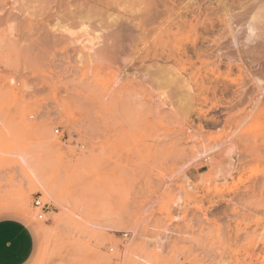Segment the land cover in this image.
Listing matches in <instances>:
<instances>
[{
  "label": "rangeland",
  "instance_id": "rangeland-1",
  "mask_svg": "<svg viewBox=\"0 0 264 264\" xmlns=\"http://www.w3.org/2000/svg\"><path fill=\"white\" fill-rule=\"evenodd\" d=\"M188 1L148 20L139 2L75 18L64 3L0 0V219L29 225L25 264H264V76L234 69L214 97L194 57L174 64L189 51ZM215 1L193 19L222 25ZM110 14L131 27L118 50Z\"/></svg>",
  "mask_w": 264,
  "mask_h": 264
},
{
  "label": "bare ground",
  "instance_id": "bare-ground-1",
  "mask_svg": "<svg viewBox=\"0 0 264 264\" xmlns=\"http://www.w3.org/2000/svg\"><path fill=\"white\" fill-rule=\"evenodd\" d=\"M50 1L57 4V7H58V5H61L62 3H64L68 7H70L71 9L72 8H74V10L76 9L78 12H75V18H79L80 15L87 14L91 10L96 11V10L105 9L106 13H108L110 10L108 8L112 7L111 6L112 4H116L117 5L116 7H119L121 4H126V3L135 4V3L139 2V3H142L144 5V9L146 11L145 18H148V20H151V19L157 20L158 18H160L162 12H160L159 9L162 8V11H163V8H166L168 5H169L168 7H171V5L168 3L174 2V0H113V1L110 0L112 3L110 1L108 2L106 0H50ZM193 1H195V0H191V1L189 0L188 1L189 6L185 7V9H183V10H186L187 14L184 15L183 13H181L184 16H180L181 20H186L188 16H189L188 18H190V22L188 21L189 25H187L188 26L187 33L190 35V41H189V46H188L189 48L187 47L189 49V51H187V50L183 51L182 50L184 58H185L184 61L182 60V57L181 58L179 57L177 59L172 60V62L174 64H177V65H179L180 62H183V63H187L190 67H192V66H194V64L190 63V62H191V58L194 57V59L197 60L199 62V64L201 65V67L196 69V71H200V70L204 69L203 73H204L205 78L201 79V82L200 81L199 82L201 84H204L205 86H207V88H206L207 91L209 89H212L213 95H215L214 97H216V94H215L216 90L219 91L218 93H220V96L221 95L223 96L224 93H228V90L231 89L232 83L228 82V78L230 77V75L232 74L234 69L235 70H241L242 74H244L247 77H255V75H254V73H252V71L254 70L255 67H258L257 69L259 70L260 76H264V72H263L264 70H263V67L261 65V63L263 62V61L261 62V60L264 58V0H231V2H232V3L230 2L231 5H227L229 3L227 2V4H226L225 0H223V3L221 0H216L215 4H216V2H217V4L218 3L222 4L221 7L223 9H220V10L221 11L222 10L224 11V9L226 10L227 19H225V21L222 23V25L215 24L211 19H210V21L193 19L194 16H196V15L198 16L201 11H203V12L206 11V9L203 10L204 5L201 6V2L207 1V0H198V1H195L197 3L194 2L195 4L193 3ZM226 1H230V0H226ZM212 3H214V1ZM233 5L237 6L236 10L238 9L235 17H233L232 13L229 14V12L232 10V8H231V10H229V8H227L228 6L233 7ZM121 6H124V5H121ZM215 6H217V5H215ZM194 7H196V8H194ZM65 10H67V9L65 8ZM167 10H169V9H167ZM79 11H81V12H79ZM203 12H202V14H203ZM69 13H71V11ZM59 14H60V12H59ZM73 14H72V17L74 16ZM169 14H171V13H169ZM67 15H69V14H67ZM67 15H65V16L67 17ZM169 18H170V16H169ZM234 18H237L236 21L233 20ZM139 19L140 18H134V20L132 22L138 21V23H136V24H139V22H140ZM168 19H166V20H168ZM108 20L110 22H108V25L105 27H107L108 30H111L110 31L111 37H112L111 41H112V43L115 44L116 49L118 50V47H117L119 45L118 43L122 39H125V37H123L124 35L126 36V34H127V36H128L131 33L129 31V30H131V29H129L131 27H129V25L127 26V24H125V22L122 21V17L114 16V14H110L108 16ZM191 20H193V22L195 20V23H193ZM215 21H217V20H215ZM136 24L134 23L133 25L136 26ZM180 24L185 25L186 23L184 21H182ZM175 27L177 28V26H175ZM181 30H182V28H181ZM131 36L126 37V38L127 39L129 38V40H130ZM205 36H209L210 40L206 39ZM205 44H207V46H205ZM187 52L190 53V55H191L190 57L188 55H187L188 57L185 56L187 54ZM160 54L162 55V53H160ZM166 54H168V53H166ZM170 57L171 56L164 57V60L168 61ZM208 61H210V63H207ZM163 63H165V62H163ZM166 65H165V67H166ZM151 66H153V65H151ZM151 66H149V67H151ZM149 67H148V69H149ZM222 67L224 68L223 73L221 72ZM168 70H169V68H168ZM165 71H167V69ZM170 71H174V70L170 69ZM170 71L166 73L167 74L166 78L164 77V79H165L164 83H166L167 85H169L173 82L176 83L175 80L180 81L179 79H177L179 74L173 73L174 74L173 75L172 72L170 73ZM152 72H155V71H152ZM152 74L154 75L155 73H152ZM149 75H150V73H149ZM159 75H160L159 77L161 78L160 73H159ZM150 76H152V75H150ZM156 77H157V75H156ZM180 79H181V82L183 84L182 85L180 82V85H182L183 88L185 89V90H183L185 92L180 93V94L184 95L183 96L184 99L189 100V102L192 100L194 101L195 100L194 99L195 97L193 96L194 85H192V78H190L188 76L185 79H182V78H180ZM160 81H162V80H160ZM255 81H256L257 86H259V88L264 91L263 82L258 78H255ZM178 83L179 82H177L176 84L179 85ZM245 89L247 91V86ZM238 94H241V92H238ZM182 95H180V96H182ZM241 95L239 96L240 98H242ZM236 99H237V97L235 98V100ZM198 100H199V98H198ZM178 102H181V99L178 100ZM190 103H192V102H190ZM0 120H2V119H0ZM0 124H2V123H0ZM47 138H46V140H47ZM213 149H210L207 152L210 153ZM41 150H43V149H41ZM207 152H205V153L207 154ZM227 152H229V151H227ZM19 156H20L19 158L22 161V163L27 166V160L25 159V157L22 154ZM229 167H230V165H229ZM30 170L32 172V169H30ZM29 173H30V171H29ZM33 174H34V172H33ZM33 174H32V176H33ZM39 185L44 192L49 193L47 185H45L44 183H41V182L39 183ZM100 228H102V230H105V231L109 230L108 229L109 226H107V228H106V226H102ZM145 264H158V263L146 262Z\"/></svg>",
  "mask_w": 264,
  "mask_h": 264
},
{
  "label": "crops",
  "instance_id": "crops-1",
  "mask_svg": "<svg viewBox=\"0 0 264 264\" xmlns=\"http://www.w3.org/2000/svg\"><path fill=\"white\" fill-rule=\"evenodd\" d=\"M32 231L15 218L0 219V264H25L32 254Z\"/></svg>",
  "mask_w": 264,
  "mask_h": 264
},
{
  "label": "built area",
  "instance_id": "built-area-1",
  "mask_svg": "<svg viewBox=\"0 0 264 264\" xmlns=\"http://www.w3.org/2000/svg\"><path fill=\"white\" fill-rule=\"evenodd\" d=\"M54 132H55V134H59L58 129H56ZM32 206H33V209L36 210L37 219L42 220L44 213H45V210H46V205L40 201L39 197H37L33 200Z\"/></svg>",
  "mask_w": 264,
  "mask_h": 264
}]
</instances>
